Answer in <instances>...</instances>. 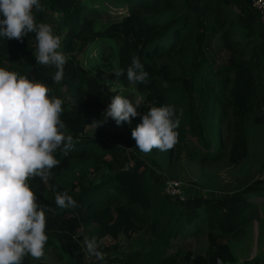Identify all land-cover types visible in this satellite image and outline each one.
<instances>
[{"label":"trees","instance_id":"16d2710c","mask_svg":"<svg viewBox=\"0 0 264 264\" xmlns=\"http://www.w3.org/2000/svg\"><path fill=\"white\" fill-rule=\"evenodd\" d=\"M253 1L113 0L122 9L109 12L104 5L90 7V0H40L45 11L35 13L37 22L48 23L47 11L60 25L56 34L67 62L59 84L52 79L57 69L35 60L34 33L22 42L0 37V67L47 84L51 95L64 101L67 132L78 138L67 155L56 152L60 164L47 184L39 178L30 182L38 202L54 209L45 250L55 252L59 264H217V258L237 264L231 241L264 215V160L258 179L249 175L224 195L179 202L164 194L162 175L149 165L148 154L135 148L131 132L151 107L172 104L178 114L183 110L176 158L188 150L202 162L225 160L234 169L246 163L247 127H264V26ZM102 17H108L104 26ZM106 48L113 49L112 73L125 69L119 77L123 88L115 91L113 74L110 84L92 73ZM133 56L149 73L144 83L127 81ZM129 88L142 96L140 116L131 124L117 126L109 118L92 126L103 120L111 98L125 96ZM65 190L78 207H57L55 194ZM145 230V253L117 252L122 241ZM196 233L207 239L202 255L183 244ZM92 237L100 242L103 260L85 250L84 239ZM258 241L264 251L263 233ZM170 245L175 253L168 252ZM32 260L25 257L24 264H49ZM245 264H264V257Z\"/></svg>","mask_w":264,"mask_h":264},{"label":"clouds","instance_id":"9594fccd","mask_svg":"<svg viewBox=\"0 0 264 264\" xmlns=\"http://www.w3.org/2000/svg\"><path fill=\"white\" fill-rule=\"evenodd\" d=\"M43 11L40 0H0V37L22 42L34 33L35 60L54 66L57 71L52 79L59 84L67 59L60 51L62 37L51 24L37 22L35 13ZM113 73L119 78L125 69H114ZM148 75L140 58L133 56L126 69L128 83H144ZM51 92L37 79L0 67V264H24L25 257L41 260L46 255L48 214L54 209L38 202L30 182L39 178L47 184L52 169L60 164L56 152L67 155L78 142L61 119L64 101ZM139 106V100L117 94L101 114L103 120L94 121L92 126L99 127L109 118L117 126L131 124L132 118L140 116ZM182 111L178 114L176 106L167 103L151 107L131 132L135 148L145 155L171 150L178 143ZM55 204L61 209L78 207L67 190L56 192ZM83 244L89 256L104 259L95 237L85 238ZM217 264H222L219 258Z\"/></svg>","mask_w":264,"mask_h":264},{"label":"rangeland","instance_id":"374dc122","mask_svg":"<svg viewBox=\"0 0 264 264\" xmlns=\"http://www.w3.org/2000/svg\"><path fill=\"white\" fill-rule=\"evenodd\" d=\"M91 6L101 7L104 5L109 12L113 9L114 11L120 10L122 8L116 9V6H119L113 0H90ZM46 21L53 26V29L56 33V30L59 29L56 16L49 12H45ZM103 19V17H102ZM108 17H105L103 21L99 22L101 26L107 24ZM97 22V21H96ZM101 54V57L93 63L94 70L92 73L99 72L102 74L103 79H107L113 74L116 84L113 90L123 88V84L119 81V78H116L115 74L112 73V69L108 64L114 62L113 49L106 48ZM111 84L112 81L108 80ZM126 95L133 101L139 100L141 108L142 96L137 93L135 90L129 88L125 89ZM132 91V92H131ZM124 92V91H123ZM131 94V95H130ZM122 95V94H121ZM88 129L87 131H90ZM248 132V146L249 154L246 163L241 165L238 168H230L225 160L218 161H207L202 162L198 157L194 156L188 150H184V153L180 154L179 158H176L178 150L176 151L173 148L171 152V157L168 156V151L161 152L158 151L155 154H148L147 157L150 159L149 165L156 172L162 175V186L167 180H179L183 184V187L187 193L188 199H193L190 195V192L195 198L197 197H209V196H220L226 194V192L232 191L239 184L244 182V178L252 175L254 180L258 179L261 174L257 172L260 167L261 162L264 160V127H253L249 125L247 127ZM177 148V147H176ZM194 153L197 154L196 151ZM153 163L155 166H153ZM264 175V174H263ZM99 177H104V174L99 175ZM259 217L262 220L256 219L253 221L245 232V235L239 239H234L231 241L232 252L235 256L237 264H245L249 259L255 257H264V251L262 250V245L258 241L259 234L263 233L264 235V215L260 212ZM258 220V221H257ZM193 228V226H192ZM262 230V231H261ZM190 233V232H189ZM147 235L148 230H145L140 235H135L130 241H122L119 244L118 253L129 251H140L145 253L148 250L149 245L147 244ZM113 242H110L112 244ZM188 249L192 251L194 255L204 254L207 249V239L204 233L190 235L183 242ZM169 253H175L177 250L172 248L168 249ZM45 258L41 261H45L49 264H59V256L55 252L45 250ZM112 255V252H109ZM34 260H32L33 262Z\"/></svg>","mask_w":264,"mask_h":264},{"label":"built area","instance_id":"2783aa9c","mask_svg":"<svg viewBox=\"0 0 264 264\" xmlns=\"http://www.w3.org/2000/svg\"><path fill=\"white\" fill-rule=\"evenodd\" d=\"M252 7L258 13L260 22L264 26V0H254ZM163 192L168 197L179 202H185L188 199L183 184L179 180L165 181L163 185ZM190 195L193 197V199L195 198L191 192Z\"/></svg>","mask_w":264,"mask_h":264},{"label":"crops","instance_id":"0c3cea01","mask_svg":"<svg viewBox=\"0 0 264 264\" xmlns=\"http://www.w3.org/2000/svg\"><path fill=\"white\" fill-rule=\"evenodd\" d=\"M249 260H252V259H249Z\"/></svg>","mask_w":264,"mask_h":264}]
</instances>
